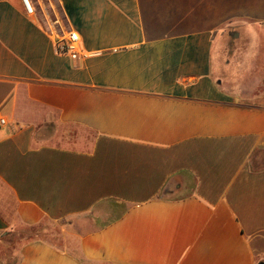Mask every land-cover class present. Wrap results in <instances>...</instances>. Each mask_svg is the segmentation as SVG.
I'll return each instance as SVG.
<instances>
[{
  "label": "crops",
  "instance_id": "0c3cea01",
  "mask_svg": "<svg viewBox=\"0 0 264 264\" xmlns=\"http://www.w3.org/2000/svg\"><path fill=\"white\" fill-rule=\"evenodd\" d=\"M57 3L0 0V264L264 262V0Z\"/></svg>",
  "mask_w": 264,
  "mask_h": 264
},
{
  "label": "rangeland",
  "instance_id": "374dc122",
  "mask_svg": "<svg viewBox=\"0 0 264 264\" xmlns=\"http://www.w3.org/2000/svg\"><path fill=\"white\" fill-rule=\"evenodd\" d=\"M33 4H34V7H33L32 14L37 15L38 13L39 20L41 21L42 24H44L47 28L54 30L61 34H63L64 31H66V26H67L66 21L64 17L61 15L57 0H36L35 2L33 1ZM25 235H28V233ZM19 237L20 236L12 239L13 242L9 241L7 246L8 247L11 245L14 246V244L17 243V239H19ZM26 237H29V236H26ZM5 248L6 247L0 246L1 256H3V254L9 253L10 250L6 252Z\"/></svg>",
  "mask_w": 264,
  "mask_h": 264
},
{
  "label": "built area",
  "instance_id": "2783aa9c",
  "mask_svg": "<svg viewBox=\"0 0 264 264\" xmlns=\"http://www.w3.org/2000/svg\"><path fill=\"white\" fill-rule=\"evenodd\" d=\"M26 5L28 11L33 13V1L32 0H23ZM60 50L64 53H70L73 58H78L82 52L80 51L81 38L80 36L73 32L68 31L62 38L60 42ZM7 125V121L5 119H0V127H4Z\"/></svg>",
  "mask_w": 264,
  "mask_h": 264
},
{
  "label": "trees",
  "instance_id": "16d2710c",
  "mask_svg": "<svg viewBox=\"0 0 264 264\" xmlns=\"http://www.w3.org/2000/svg\"><path fill=\"white\" fill-rule=\"evenodd\" d=\"M259 264H264V262H260Z\"/></svg>",
  "mask_w": 264,
  "mask_h": 264
}]
</instances>
